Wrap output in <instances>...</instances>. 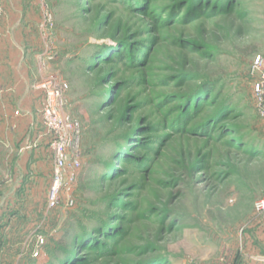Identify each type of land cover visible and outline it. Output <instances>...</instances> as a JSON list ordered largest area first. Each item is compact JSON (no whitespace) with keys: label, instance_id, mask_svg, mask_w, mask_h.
Instances as JSON below:
<instances>
[{"label":"rangeland","instance_id":"1","mask_svg":"<svg viewBox=\"0 0 264 264\" xmlns=\"http://www.w3.org/2000/svg\"><path fill=\"white\" fill-rule=\"evenodd\" d=\"M25 1L0 9V264H46L53 241L88 213L112 215L120 238L83 264H264L250 228L264 195V120L252 93L264 0H33L39 48L10 57L3 36L18 32ZM98 47L124 58L103 64ZM19 56L26 70L5 65ZM48 77L65 82L80 126L81 168L53 210L52 161L38 170L40 188L16 192L34 146L50 158L43 98L31 99ZM38 236L45 246L32 258Z\"/></svg>","mask_w":264,"mask_h":264},{"label":"built area","instance_id":"2","mask_svg":"<svg viewBox=\"0 0 264 264\" xmlns=\"http://www.w3.org/2000/svg\"><path fill=\"white\" fill-rule=\"evenodd\" d=\"M50 22V15L45 10L41 30L48 45L50 43ZM47 49L46 47L41 54L43 59L49 55ZM255 73L256 76L252 82L253 99L259 116L264 120V60L260 57H257L254 61L252 75L254 76ZM34 88L41 93L43 98L40 114L52 161V183L47 194V208L53 210L58 208L60 204L64 185H74L76 181V176L72 173V170L76 171L81 168L80 151L77 146L80 126L66 111L67 86L65 82L55 77H48L40 80ZM68 169H71V173L68 172ZM73 205L74 202L69 197L65 201V207L71 208ZM254 211L255 214L264 213V195L255 202ZM44 246L45 239L42 236L36 237L35 248L31 257H39Z\"/></svg>","mask_w":264,"mask_h":264},{"label":"trees","instance_id":"3","mask_svg":"<svg viewBox=\"0 0 264 264\" xmlns=\"http://www.w3.org/2000/svg\"><path fill=\"white\" fill-rule=\"evenodd\" d=\"M129 2L131 0H127V3ZM101 49L102 47L97 48V55L94 57V60L101 55L103 64L107 61L115 60V58H124V54L117 53L115 49H113L114 51L106 49L100 51ZM109 55L114 57H110ZM114 160H117V158ZM105 168L109 172V165ZM106 208L108 209V207ZM111 216L110 214H106L101 217L97 216V214L88 213L70 223L65 228L62 236L53 241L52 247L48 249V261L46 264H83L86 260L84 256L91 254L102 256L111 252L109 243L114 244L117 241V236H119L117 233L114 234L115 230H110Z\"/></svg>","mask_w":264,"mask_h":264},{"label":"crops","instance_id":"4","mask_svg":"<svg viewBox=\"0 0 264 264\" xmlns=\"http://www.w3.org/2000/svg\"><path fill=\"white\" fill-rule=\"evenodd\" d=\"M34 1L33 0H27L24 3V7H25V12H24V18H20L18 20V32H16L15 35H13V37H5L3 36V45L1 47V49L5 50V54L9 55L10 57H14L13 51H15L16 53L19 52V55L22 54L21 51H23V53L26 56L32 55L33 52H35L36 48H39L38 45V41L36 38V32H35V27L39 21L38 16L35 14V6L33 5ZM20 60H21V56H19L16 59H11V62L9 63L7 60L6 62H8L7 64L5 63V65L10 66V68H16L17 65H20L22 68V70H26L27 66L24 64H20ZM26 62V61H25ZM20 68V67H19ZM35 91L32 92V97L31 99L33 100V102L38 106H39V102L41 103V100L38 99L40 97V93L38 90L34 89ZM34 151H32L33 155L30 158V154L27 155L22 161H21V166L24 170V174L23 176L17 177V182H19V189L18 194L21 191H26L27 188L32 184H34L33 187H37L36 183H38V188H40L43 183L45 182V178L40 177L37 173H41L43 171H38L39 169H43L46 172H49V169L51 167V155L49 160L42 162L40 160V156L41 153L39 154V150L36 146H34ZM31 150V149H29ZM25 156V155H24ZM23 156V157H24ZM29 164H31L32 168L35 169L34 170V176H28V172H25V167L28 166ZM44 171V172H45ZM27 173V174H26ZM47 174V173H46ZM33 180V181H32ZM36 182V183H35ZM20 208V205L18 206ZM256 217H254L250 222V228L254 229V233L255 236H252V238H256L260 244L264 245V213L261 214H255Z\"/></svg>","mask_w":264,"mask_h":264}]
</instances>
